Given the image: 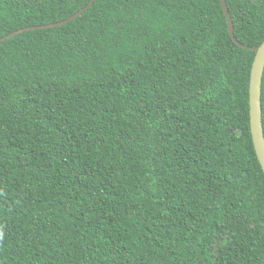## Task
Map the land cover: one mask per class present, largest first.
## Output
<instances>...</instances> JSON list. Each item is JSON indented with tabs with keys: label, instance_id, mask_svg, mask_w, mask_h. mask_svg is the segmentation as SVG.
Listing matches in <instances>:
<instances>
[{
	"label": "trees",
	"instance_id": "trees-1",
	"mask_svg": "<svg viewBox=\"0 0 264 264\" xmlns=\"http://www.w3.org/2000/svg\"><path fill=\"white\" fill-rule=\"evenodd\" d=\"M92 0H0V40ZM264 40V0H225ZM254 52L220 0H95L0 42V264H264ZM264 133V72L261 84Z\"/></svg>",
	"mask_w": 264,
	"mask_h": 264
},
{
	"label": "water",
	"instance_id": "water-1",
	"mask_svg": "<svg viewBox=\"0 0 264 264\" xmlns=\"http://www.w3.org/2000/svg\"><path fill=\"white\" fill-rule=\"evenodd\" d=\"M94 1L95 0H92L86 7H84L82 10H80L75 15H73L72 17L68 18L63 22L42 26V27L22 29L1 39L0 42L4 41L5 39L11 36H14L16 34L22 33L30 29H47V28L64 25L69 21H71L72 19L76 18L77 16L81 15L83 12H85L92 5ZM220 3L226 18L228 32L232 41L235 44H237L239 47L254 52V57L249 74V86H248L249 129H250V135H251V141H252L254 153L258 161V164L261 168V171L264 174V133L262 126V110H261V84H262V77L264 72V40L262 41L261 44L255 47L243 46L239 42H237V40L234 37L233 25L226 7L225 0H220Z\"/></svg>",
	"mask_w": 264,
	"mask_h": 264
}]
</instances>
